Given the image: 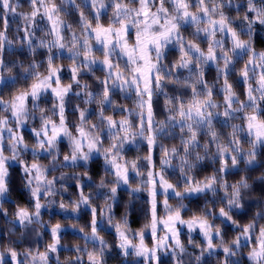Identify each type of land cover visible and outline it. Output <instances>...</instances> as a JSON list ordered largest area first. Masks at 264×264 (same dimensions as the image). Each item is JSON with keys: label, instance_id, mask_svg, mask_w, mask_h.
<instances>
[{"label": "snow or ice", "instance_id": "snow-or-ice-1", "mask_svg": "<svg viewBox=\"0 0 264 264\" xmlns=\"http://www.w3.org/2000/svg\"><path fill=\"white\" fill-rule=\"evenodd\" d=\"M66 2L75 4L76 0H66ZM84 2L90 6L93 15L90 19L84 11H80V36L76 35L72 25H67L68 30L72 32L69 46L64 42L65 37L62 33L65 21L61 18V9L55 0H30L32 12L28 25L34 23L42 9V15L51 25L49 34L54 36L48 44L50 54L47 57L46 74L36 71L38 66H32L33 70L28 74L31 80L28 87L18 90L7 100L0 95V113H3L0 117V154L10 150L9 141L16 140L18 145L19 141L24 139L21 132L19 137L17 136V128L27 125L35 112L40 111L42 113L40 124L31 128V132L41 151L50 153L57 144L67 139L73 163L81 161L80 166L83 167V162L92 160L94 154L103 158L107 166L104 175L114 179L109 182L112 185L109 195V191L105 190L107 184L104 182L96 184L92 177H88L92 183L87 187L93 189L98 200L112 199L120 185H129L133 173L136 177H143L141 185L149 197L148 207L145 210L147 222L131 238L129 233L132 230L128 224L127 213L120 221H116L110 203L106 202L104 207L93 206L92 192L86 194L83 183L77 184L78 199L67 204L63 200L60 201L58 208L62 212L70 211L74 218H78L83 207L89 210L91 217L86 227H79L75 223L71 225L75 232L82 235L85 244L83 247L74 246L76 255L67 259L68 264H83L85 256L87 264H106L105 254L111 246L100 233L109 227L115 230L117 246L125 257L142 258L145 264H160L159 250L168 248L171 241V255L175 258L176 264H181L185 248L180 239L181 231L178 226H185L189 233L199 232L203 236L204 244L197 246L201 247L202 252L205 250L211 252L217 247L216 241L222 234L216 224L210 222V217L213 220L218 218L221 223L230 222L239 229L245 241L252 240L253 247L249 250V261L251 264H264V224H260L256 219L258 216L259 220H264V202L260 205L261 211L256 213L249 223L243 225L233 220V213L230 215L223 207L217 212L209 211L205 206L201 214H194L185 219L181 214V210L186 207L184 204L181 203L175 208L169 204V200L173 197L182 200L190 193L217 191L216 173L206 176L203 180H197L187 174L194 166L188 157L191 155L192 146H199L198 136L201 129L211 137L210 142L215 144L216 156L221 165L217 172H224L229 165L232 167L237 165L238 158L232 153L236 152L243 143L249 146L246 163L251 164L256 163L257 145L264 147V51L257 52L251 46V38L257 25L264 26V0L259 2L244 0L246 7L239 31L232 26V19L223 11L225 0H84ZM227 3L230 4L231 0H227ZM166 4L171 7H166ZM0 5L6 10L5 15L15 11L11 0H0ZM80 7L76 4L77 10ZM109 9L110 15L105 25L101 22V18ZM185 24L195 29L191 33V39H186L181 31ZM30 35L31 32L26 27L25 36ZM242 36L249 37V40L245 41ZM28 41L32 43L30 39ZM5 42L10 44L5 32L0 31L2 52ZM204 42L207 43L206 50L201 47V43ZM169 45H174L178 50V59L171 67L162 63ZM53 47L66 49L70 55L72 63L69 68L72 82L69 84L62 82L60 75L62 69L55 64L54 55L51 54ZM241 53L248 57L238 72L239 79L244 85L246 95L244 100H241L233 83L230 82L231 73L239 63L236 57ZM116 56L123 59L124 63L121 64L120 60L114 61L113 57ZM97 64L102 66L104 72L103 79L98 78L100 89L97 92H87L85 103L97 105L96 119L100 120L107 129V146L102 139V133L93 132L92 128H95V125H92V128L86 126L90 122L88 111L77 108L80 122L75 126V135L69 130L65 116L66 97L72 91L73 84L81 87L78 77L82 69L94 74L93 66ZM209 64H214L216 67L217 82L223 81L220 86V92L223 94L222 105L213 98L214 85L210 86L204 79V69ZM180 69L187 70L188 75L183 79L179 76L173 78L174 70ZM11 70L5 60L0 58V83L13 79L4 75L5 71ZM169 78L172 84L190 89V97L185 99L187 93L183 92L170 96L165 91ZM12 87L15 85L5 83V89L10 90ZM117 89L122 93H134L137 112L133 113L125 106L114 103V90ZM2 91L4 90H0ZM45 93H50L54 97L52 108L47 111H50L53 117H58V121L44 115L46 109L41 108L37 103ZM161 94L165 96V110L168 115L165 120L157 121L154 116L153 101L155 96ZM76 95H80V92H76ZM29 104L33 106L32 111L29 110ZM107 106H111L113 111L116 109H120L121 112L127 111L129 115L137 117V122L134 124L128 116L116 119L113 115H106ZM221 107H223L222 112L219 110ZM214 109L216 111H213ZM4 113H10L11 119ZM217 116H222L226 125L233 119H240L243 123L229 125L232 128L231 138L222 141L213 125V120ZM13 122L15 127L9 126ZM177 126L181 133L180 143L183 145L184 156H180V149L175 145L167 148L160 144L161 168L157 171L153 151L158 138L167 133L169 128L174 129ZM5 132L8 134L7 140L4 136ZM242 134H246V140ZM138 140L146 141L148 154L133 160L125 159L126 146L137 143ZM177 157L182 165L180 171L185 185L183 196L177 191L178 184L170 182L163 167L171 166V161ZM41 159H47V156H35L30 165L22 164L27 178L24 186L29 189L37 216L41 214V209L47 206L42 205L41 201L54 194L53 185L57 182L55 178L48 179L53 169L42 168L39 163ZM140 159L147 162L146 172L142 170L145 165L138 163ZM64 160L67 163L69 156L66 155ZM10 167L11 165H7V168ZM7 168L5 162L0 159V197L5 194ZM259 180L264 182V175L259 177ZM221 187L227 189L228 186L225 183ZM161 196L164 197L162 201L159 199ZM237 198V191H233L231 196L225 192L221 202H226L230 210L237 206ZM161 203L165 212L163 217L158 215V207ZM16 219L20 224H24L32 217L27 208L19 207L16 211ZM48 227L51 241L46 245L45 250L43 252L38 249L35 252L27 250L32 264H49L50 254L57 253L59 248L64 247L61 244L64 226L56 222ZM160 232H163V235H159ZM149 233L154 241L151 247L145 242ZM189 242L195 243L192 239ZM241 244L240 235H236L232 247ZM222 253L226 257L235 254L228 247H224ZM10 256L13 264H23V261L18 260L16 251H11ZM199 260L200 258L197 257V264ZM57 264H61L59 256H57ZM225 264H231V261L226 259Z\"/></svg>", "mask_w": 264, "mask_h": 264}, {"label": "trees", "instance_id": "trees-1", "mask_svg": "<svg viewBox=\"0 0 264 264\" xmlns=\"http://www.w3.org/2000/svg\"><path fill=\"white\" fill-rule=\"evenodd\" d=\"M56 3H60V9H61V18L65 21L64 25V31H65V40H69L66 44L70 46L71 36L72 32L67 28V25H72L73 29L75 30V33H77V36L81 35L80 29H79V21H80V11H84L86 15L89 16L91 19L93 13L90 10V6L87 5L83 0H76L75 4L68 3V2H62V0H55ZM259 2V0H257ZM15 7L14 12H8L7 15H5V9H3L2 5H0V31L5 32L7 41H12L11 44H8L5 42L4 45V51L3 54L0 55V58H3L5 60V63L12 68V78L15 79L16 83L14 84L15 87H12L10 90L5 89V83L8 85H13L12 80L5 81L4 83H0V90H4L0 92V95H3L4 99L7 100L10 98L11 95H14L18 90L28 87V85L31 83V80L29 79V73L33 70L30 65L32 64V61L35 60L38 68L36 71L40 72L41 74H46L47 69V57L50 54L49 50L46 48H39L36 47L41 40L44 41H52V35L49 34L50 29L48 28V25L45 23V18L42 15H38L35 18V21L32 25H28L24 22L22 14H28L31 15L32 12V6L30 4V0H18L15 3H12ZM76 4H79L81 7L79 10L76 8ZM170 6V5H168ZM246 7V4L244 2L239 6V9L235 6H229L225 5L223 8V11L227 16H229L231 19L235 17V19H232V26L236 28L238 31L241 28L242 19L241 17L244 15V8ZM195 10V9H193ZM237 11H239V15H237ZM110 15V9L106 11L102 18L101 22L107 25L108 23V16ZM94 23V21H93ZM26 27L31 32L30 36H25V29ZM182 33H184L186 39H191V33L195 31L194 27H191L188 24L183 25L181 28ZM203 35V34H201ZM219 38V34H218ZM227 37H225L226 39ZM242 38H246V36H242ZM32 41V46L36 48L35 54L30 55L29 49H28V40ZM231 46L230 43L228 45ZM201 47L203 49H207V43H201ZM253 49L257 52L264 51V26L257 25L256 31L253 35ZM51 54L54 55V61L55 64L59 65L62 69L60 75L62 76V82L68 83L71 81V70L69 68V65L72 63L70 59V55L67 52L66 49H57L55 47L52 48ZM99 55V53H97ZM17 58H19L20 63L24 66L29 68L28 73L23 74V79H21V68L19 66L14 67ZM117 60H120V62H123V60L120 57H116ZM178 59V50L174 45H169L166 49V58L162 61L163 64L168 65L171 67L172 63ZM237 60H239V63L236 64L235 70L231 73V79L230 82L233 83L234 89L237 92L238 95H240L241 100L246 99V95L244 94V85L242 80L239 79V69H241L245 63V61L248 59L247 56H243V54H239L236 57ZM79 62V61H78ZM93 68L95 69V72H90L88 70L82 69L78 79L87 81L91 87L89 91L97 92L100 89L99 80L96 79V77H99L100 79H103L104 72L102 71L101 65H94ZM5 76H9L7 71L4 72ZM188 75V71L184 69H180L179 71L173 72V78L176 76H179L181 79L183 77ZM205 81L211 86L214 85V91H213V98L217 101L218 104H223V94L220 92V86L222 84V80L217 82L216 78V67L214 64H209L205 67V75H204ZM239 81V83H237ZM253 85L255 86L254 80ZM115 95L113 96V99H115L118 104L125 106L127 109H130L134 107L136 97L134 93L128 92V93H122L118 89L114 90ZM165 91L168 92V94L171 96L173 94L179 95L182 92L187 93L185 95V99H188L190 97V89H183L179 85L175 84H167ZM51 102V101H50ZM91 111L89 112L90 121L96 120V114H97V108L96 104H91ZM49 109V108H48ZM221 112L223 111V107L219 109ZM153 111L155 119L158 120H165L168 112L165 110V96L164 95H157L154 97L153 101ZM72 112L74 114V118H76V111H68ZM128 114L127 111L121 112L120 109H116L115 111L112 110L111 106H107L106 115H113L116 119H120L122 116H126ZM239 115V114H238ZM131 120L135 124L137 122V117L132 116ZM239 123L242 124V120L240 119H233L228 121V124H225L224 118L222 116H217L213 120V125L215 129L219 132L220 136L223 137L224 140L229 139L227 136L228 131L231 130V127L229 125ZM73 127V125H71ZM22 133L25 135V138L31 142L34 141L33 134L30 133L29 130L23 129ZM245 136V140L247 139L246 134H242ZM107 129L103 132L102 139L105 140V146H107ZM199 144L202 145L204 142L209 143L210 152L214 153L216 151L215 144L211 143V137L209 135L205 134V130L201 129L200 134L198 136ZM181 141V133L179 131V126L172 129L169 128L167 130V133L159 136L156 148L153 151V160L156 164V168L160 169V150L159 145L163 144L167 148H171L173 145L180 144ZM61 152H68L69 145L67 140H63L61 143H59ZM244 147H247V143H243ZM180 152L182 153V148H180ZM148 154L147 149V143L146 141L138 140L137 143L127 145L124 150V156L125 159H137V157H144ZM42 156V155H41ZM29 161H33V157L31 154H28ZM261 161H264V147L261 148L260 156L258 157ZM39 162L41 163H47V159H41ZM140 165H145L142 170H145L147 168L146 161L143 159H140L138 161ZM181 166V162L179 158H174L171 161V166H163L166 175L170 179V182L173 184H177V181L183 182L181 173L179 171V168ZM219 166V160L216 159V163L213 164L212 162L208 161L206 159L205 163L195 169L192 173V176L197 180H203L206 176H210L213 173L217 172ZM81 167V166H80ZM106 165L103 162V158L99 155L94 154L92 158V162L90 165V173L89 175L92 177V180L96 183L99 182L101 176L105 174ZM83 168V167H81ZM10 171L13 173L12 176V187H13V196L12 200L16 201V204H11L8 201H5V206L8 208L9 213L16 212L19 207H26L27 209L31 210L33 208V201L31 198H29V191L25 189L24 184L26 181L24 180L23 174L21 173V167L19 165L14 166ZM262 172H264V163H261L259 167L250 169L248 172V178L252 181L253 187L251 190V195L253 198L250 200L243 201L245 206V211L242 213L237 214L236 212H233V218L238 221L239 224H247L251 221L252 217L255 216L256 211L258 208H260V205L262 202H264V182H261L260 180H256L255 177L259 176ZM58 174V173H57ZM52 175V172L50 173V176ZM225 179L227 181L235 182L239 179L241 172L236 171L233 172L231 170L226 171L224 173ZM141 177H136L132 174V180L131 183L135 184L137 183ZM143 178V177H142ZM57 187L59 188V185L63 182L57 180ZM85 189H89V192H92L93 189L87 187L89 184L87 177L84 178ZM180 185L178 184V187ZM65 187L68 189L67 191H58L55 199L57 201V204L63 200L65 203H71L72 200L68 199V195L71 194L73 197H78V188L77 184L75 182H69L65 184ZM125 189L126 186L118 188V192L121 197V203H114L113 204V215L115 217L116 221H120L121 218L125 215L122 201L126 198L125 197ZM87 192V193H89ZM220 195L223 196V192H220ZM161 201L164 199L163 196L159 198ZM93 202L99 206L102 205V202H98L100 200L95 197L92 199ZM148 193L146 191H141L139 196V203L137 207L131 212L130 215H128V224L131 228L133 234L137 230H140L143 228L144 224L147 222L145 217V210L148 207ZM211 201L210 194L205 197L202 194H190L183 200V204L186 206L184 209L181 210V214L183 218L188 219L192 215L196 214L199 215L205 210V206H207L208 202ZM180 203L178 198L173 197L169 200V204L172 205L174 208ZM161 205V204H160ZM158 207V215L163 217L165 215L164 208ZM207 210L209 211H217L218 212V205L215 202H211V206H207ZM48 212H45L44 217H47ZM210 222L215 223L216 225H220L221 222L217 218L213 220L211 217L209 218ZM91 217L89 214V210L87 208H81V211L79 213L78 218H74L73 216H65L62 213L55 212L49 213L47 218V223L49 224H55L56 222L60 223H72L77 224L79 227H86L90 223ZM260 224H264V220L259 221ZM9 227H14L15 232L18 234L21 231V226H17L13 224V221L10 219H6L3 212H0V246L6 245L10 242H14L15 246L18 248L25 247V241L21 244L17 242L16 236L12 235L8 232ZM223 230L224 238L230 239L234 236H236L239 233V229L235 228L230 222H227L225 224L221 225ZM235 229V231H234ZM86 230H89L86 228ZM43 235H45L44 240L48 241L51 239V236L48 231L43 230ZM104 239L107 240L108 244L111 246L109 252L116 256V259L111 264H142L138 262L137 260L132 259L129 256V261L122 260V255L118 253V246H117V236L115 232H113V229H105L101 232ZM134 236V235H133ZM131 236V237H133ZM182 241L185 242L188 235L187 233H181ZM193 240L195 242H200L201 244H204L203 240L199 237L198 234L194 235ZM61 241L67 242L70 246L72 243H80V245L85 244L84 239L82 238V235L75 232H70L68 230H64L62 234ZM148 245H151L154 241L152 240L151 236L148 235L146 237L145 241ZM217 242V241H216ZM242 251L246 252L251 250L253 247V242L251 243H245ZM67 248H60L59 250V256H62L65 254L64 259H68L69 257L74 258L75 249L74 246ZM190 253H193L192 251L187 250ZM217 256L222 258V252H217ZM242 264H249V261L247 259L246 255H243L241 257ZM161 264H172V259L165 258L163 259V263ZM204 264H214V261H211L209 258L208 253H205L204 256Z\"/></svg>", "mask_w": 264, "mask_h": 264}, {"label": "clouds", "instance_id": "clouds-1", "mask_svg": "<svg viewBox=\"0 0 264 264\" xmlns=\"http://www.w3.org/2000/svg\"><path fill=\"white\" fill-rule=\"evenodd\" d=\"M62 2H66V0H62ZM243 2H244V0H231V3L228 4L227 0H225L226 5L235 6L237 8V10L239 9V6ZM237 15H239V11H237ZM22 17H23V20L26 24L30 23V15L22 14ZM232 19H235V17H233ZM241 19H243V16L241 17ZM241 27H242V25H241ZM242 39H244L245 41H248L249 37L246 36V38H242ZM42 41H43V45H42ZM9 42H10V44L12 43V41H9ZM49 43H50V41L46 42L44 40H41L40 43L36 47L48 49ZM27 44H28V49H29L30 55H34L36 48H34L32 46V43H30L29 41H27ZM251 46L253 47V37L251 38ZM2 54H3V52L0 51V55H2ZM13 66L14 67L19 66L21 68V79H23V74L28 73V71H29V68L24 67L20 63L19 58H17V60ZM32 66H38L35 60L32 61V64L30 65V67L32 68ZM84 70H87V69H84ZM204 72H205V69H204ZM7 73L9 76L12 77V70L10 72H7ZM98 78L99 77H96L97 80H98ZM12 83L13 84L16 83L15 79L12 80ZM167 83L172 84L171 78L168 79ZM80 85H81L80 93H82V95H83V101L82 102H83L84 107L80 108L79 105H77V108H79L80 110L89 111V105L90 104L85 103V100L87 99L86 93L91 92V91H89L91 85L87 81H83V80H80ZM85 85L87 87H85ZM114 103L116 105H120V104H118V102L115 99H114ZM129 110L133 113L137 112L138 109L136 107V104L134 105V107L130 108ZM213 111H216V110L214 109ZM43 114L46 115L47 117L53 118V115L50 111H48V114H46V112ZM37 115L39 116V119H40L42 113L40 111H37V112H35L34 117ZM2 116H3V113H0V117H2ZM126 116H128V118L131 120V117H132L131 115L127 114ZM31 120H29L28 123H31ZM158 121H163V120H158ZM73 122L76 125H78L80 122L79 117L77 119H75ZM234 124L239 125V123H234ZM92 125H95L96 127L92 128ZM9 126H11V124ZM86 126L88 128H92V130L95 134H101L106 129L105 126L102 124V122L98 119H96L95 122L90 121ZM157 126L159 127V124ZM136 130L138 131V129H136ZM215 132L218 136H220L219 132L216 129H215ZM231 133H232V128L227 133V136L229 139L231 138ZM19 135H20V131H19V128H17V136L19 137ZM221 138L223 141L224 140L223 137H221ZM175 146L177 147V149H180L183 147V145H181V143L178 145H175ZM9 148H10V150L8 152H4V153L0 154V159H2L5 162L6 168H7V165H11L10 168H7L5 194L2 197H0V212L4 213L6 219H10L12 221L16 220V212L14 211L12 213H9L8 208L5 206V201H8L11 204H16V201L12 200V196H13L12 176H13V173L10 171V169H12L16 165H20L21 166V173L23 174L24 180L26 181L27 178L25 176V169L22 167V164H29L30 165L33 162V161H29V159H28L29 152H31L32 157L41 156V155L47 156V163H41V162H39V163H40L42 168L53 169L52 175L49 176L48 179L51 180L52 178H55L56 181L59 180V181L63 182L59 185V188L57 187V183H55L53 185V188L55 190L54 194H50L45 201H41L42 205H47V207H49V208L57 205V201H56L55 197H56L58 191H64V189H66V187H65L66 183H69V182H75L76 184L84 183L85 177H87V179H88V177H91L89 175V173H90V165H91L92 160L83 162L84 166H83V168H81L80 167L81 161H77V162L73 163V161L71 159L70 147H69L70 150L68 152H61L60 146H59V144H57L55 149L49 153L46 151H41L40 146L36 140L33 143V142L27 141L24 138L22 141H19L18 145H17L16 140L9 141ZM248 148H249V146L244 147L242 145L236 152L232 153V154L236 155L238 158L237 159V165L235 167H232L231 165H229L228 168L224 172H215L217 174V177H218L217 181H216V185H215L217 191H215V192L207 191V192L190 193V194H202L205 197H207L210 194L211 201L208 202L207 206L210 207L211 202H215L218 205V209L223 207L226 209V211L229 212L230 215L233 212H236L237 214L244 212L246 209H245L243 201L250 200L253 198L251 195H249L251 193L253 183L248 178V172L250 169L259 167L261 165V160L258 159V157L260 156V152H261L262 147L257 145L258 156L256 158V163H254V164L246 163V161L248 159V157H247ZM209 152H210V148H209V143L207 141L204 142L202 145L199 144V146H196V145L192 146L191 155L188 158L194 166L192 167L190 172H187L188 175H192L193 171L195 169H197L198 167L202 166L205 163L206 159L208 161L212 162L213 164L216 163V159L219 160V158L216 156V151L214 153H211V154H209ZM66 155L69 156V161L67 163H65V160H64V157ZM180 156L183 157L184 153L180 152ZM180 162H181V160H180ZM181 166L179 168V171L181 169ZM220 167H221V165L219 163L218 169ZM185 170L187 171V169H185ZM229 170H231L233 172H236V171L241 172L239 179L236 180L235 182H231V183L229 181H227L225 179L224 173L226 171H229ZM180 173H181V171H180ZM262 175H264V172H262L259 176L255 177V179L259 180V177H261ZM113 179H114L113 177L103 175V176H101L99 182L96 184H99L101 182H104L105 184H107V188L105 190L109 191V195H111L110 188L112 185L109 182L112 181ZM88 182L92 183V181L90 179H88ZM225 183L228 186L227 189L221 187V185L225 184ZM177 184L180 185L177 188V191H179L183 196L185 194V185L181 181H177ZM123 186H126V189H125V197L126 198L122 201V206H123L124 212L127 213V215H130L131 212L137 207V205L139 203V196H140L141 191H145V190H144L143 186L141 185V180H139L135 184L130 182L129 185H120V187H123ZM94 187H95V185H94ZM25 189H27L29 191V189L27 187H25ZM221 191L223 192V196L225 195V192H227L228 196H231L233 191H237L238 192L237 206L229 210L227 207V203L221 202V197H223L220 195ZM190 194H187V196ZM95 197H96V193L94 191H92V199H94ZM29 198H31L30 192H29ZM183 200L184 199L179 200L180 201L179 204H181V203L183 204ZM98 202H102V207H104L106 202L110 203L113 207L114 203H121V197H120L119 192L117 191L114 194V197L112 199H110L108 201L100 200ZM59 203H58V205H59ZM17 207H20V206L17 205ZM28 211H29V214L32 217V219L26 221L24 224H20L21 231L18 234L15 232L14 227L8 228V232L11 233L12 235H15L17 242H19L21 244L25 240L35 241L36 239L42 238V230L44 228V223L41 220V214L39 216H37L34 208H32L31 210L28 209ZM260 211H261V208H258L256 213H258ZM256 213H255V216H256ZM256 219L258 222L260 221L258 216L256 217ZM233 220H235V219L233 218ZM225 223H227V222L221 223L220 225H216V227L220 230L222 235L217 240V242H216L217 247L215 249H213L211 252H207V250L202 252L201 247L197 246L196 242L195 243L189 242L194 247L200 248V252L198 255L190 253L187 251V248L184 246L185 250H184L182 257H181V264H197V257L200 258L199 264H204L205 253H208L210 260L214 261V264H225L226 259L230 260L231 264H242L241 257L243 255H246L247 259L249 261V251L243 252L242 249L244 246L242 244L236 246L235 248L232 247L234 244V241H235V236L230 238V239H227V240L224 238L221 225L225 224ZM234 231H235V229H234ZM237 235H240L241 240L244 239L242 234L238 233ZM224 247L230 248L235 254L231 255V256H227V257L223 256V258H220L219 256H217L216 250H223ZM29 249L30 248H28V247L18 248L15 246L14 242H10L6 245L0 246V264H13L11 256H10L11 251L17 252L18 260L23 261V264H32L31 257L27 254V250H29ZM30 250L32 252L36 251L33 249H30ZM173 259H174L175 264H176L175 258H173ZM56 260H57V257H56ZM64 264H68V260H66L64 262ZM249 264H251L250 261H249Z\"/></svg>", "mask_w": 264, "mask_h": 264}, {"label": "rangeland", "instance_id": "rangeland-1", "mask_svg": "<svg viewBox=\"0 0 264 264\" xmlns=\"http://www.w3.org/2000/svg\"><path fill=\"white\" fill-rule=\"evenodd\" d=\"M16 1H18V0H11V3H15ZM83 2H84V0H83ZM57 4V6L58 7H60L61 5H60V3H56ZM166 7H171V6H168L167 4L165 5ZM154 10V9H153ZM43 12V10L41 9V13ZM45 18V17H44ZM45 23L48 25V28L50 29V27H51V25L49 24V22L47 21V19L45 18ZM70 33H71V31H70ZM63 36L65 35V31L63 30ZM76 35H78L77 33H76ZM52 39H54V36L52 35ZM69 40H65L64 42L65 43H67ZM116 57H119V56H116ZM116 57H113V60L115 61V60H117L116 59ZM123 60V59H122ZM124 63V60H123V62H121V64H123ZM98 65V64H97ZM70 82H68V83H64V84H69ZM80 92V87H78L77 85H75V84H73V86H72V91L69 93V95H68V97H66V104H65V116H66V122H67V124H68V127H69V130L70 131H72L73 132V134L75 135L76 134V132H75V126H76V124L73 122L75 119H77L78 117H79V112L76 110L77 109V105H79V107L80 108H83L84 107V105H83V95H82V93H80V95L78 96V95H76V92ZM91 92H93V91H91ZM51 101V102H50ZM53 102H54V97H52L51 96V94L50 93H45V94H43L42 96H41V98H40V100L37 102L38 104H39V106L40 107H42V108H44V109H46V114H48V108L49 109H51L52 108V105H53ZM28 107H29V110L30 111H32L33 110V106H32V104H29L28 105ZM91 109H92V107H91V104L89 105V111H88V113L91 111ZM97 108H95V110H96ZM73 110H75L77 113H76V118H74V114L72 113V112H68V111H73ZM37 112V111H36ZM4 115L5 116H8L10 119H11V117H10V113H4ZM53 119H55V120H57L58 121V117H53ZM93 122H95V121H93ZM39 124H40V119H39V116L37 115V116H35L34 118H32V120H31V123H28L27 125H25V126H23L22 128H20L19 129V131L22 133V130L23 129H27V130H29L30 131V133H32L31 132V128H33V127H38L39 126ZM71 125H73V127H71ZM11 126L12 127H15V124H14V122L11 124ZM23 134V133H22ZM4 136H5V139L7 140V136H8V134H7V132H5L4 133ZM23 136H24V138H25V135L23 134ZM102 136H103V133H102ZM26 139V138H25ZM27 140V139H26ZM64 140H67V139H64ZM27 141H29V140H27ZM29 142H31V141H29ZM35 142V139H34V141H33V143ZM29 154H31V152H29ZM128 160H133V159H128ZM20 166V165H19ZM21 167V166H20ZM148 169L146 168L145 170H143V171H147ZM156 170L157 171H159L160 169H158V168H156ZM133 175H135L134 173H133ZM140 179H143L142 177L140 178ZM85 192H86V194H87V192H89V189H85ZM47 199V198H46ZM46 199H44V200H42V201H45ZM68 199H71L72 201L73 200H76V199H78V197L77 198H75V197H73L71 194H69L68 195ZM93 206H97V207H102V205L101 206H99V205H97V204H95V203H93ZM160 207H163V205H162V203H161V205H160ZM83 208V207H82ZM54 211L55 212H60V213H62L63 215H65V216H68V217H70V216H72V214L70 213V211L69 212H62L61 210H59V208H58V204L56 205V206H53V207H51V208H49V207H44V208H42L41 209V220H42V222L44 223V228H43V230H46V231H48L49 232V223H47L46 221H47V218H48V215H49V213H54ZM81 211V210H80ZM45 212H48V214H47V217H44V214H45ZM13 224L14 225H17V226H20V223L18 222V220L16 219L15 221H13ZM63 226H64V230H68V231H72V232H75L73 229H72V227H71V225H72V223H61ZM179 227V229H180V231H181V233H187V235H188V237H187V239H186V241L185 242H183L182 241V236L180 235V239H181V241H182V243L184 244V246L187 248V250H189V251H192V252H194V254H196V255H198L199 254V252H200V248H198V247H194L192 244H190L189 243V240L190 239H192L193 240V236L194 235H196V234H198L199 235V237L201 238V240H203V242H204V239H203V236L199 233V232H193V233H189L188 232V229L185 227V226H178ZM101 228L103 229L104 228V224L102 223L101 224ZM107 229H111L110 227L109 228H107ZM42 230V231H43ZM113 232H115V230L113 229ZM75 233H78V232H75ZM49 234H50V232H49ZM80 234V233H79ZM101 234V233H100ZM116 234V233H115ZM159 235H163V232H160V233H158ZM102 235V234H101ZM129 235H130V238H131V236H133L134 234L133 233H129ZM149 235H150V233H149ZM103 236V235H102ZM151 236V235H150ZM44 237H45V235H43V233H42V238H39V239H36L35 241H31V240H26L25 241V247H28V248H30V249H33V250H39V251H41V252H43L44 250H45V247H46V245L51 241V239L50 240H48V241H45L44 240ZM106 240V239H105ZM107 241V240H106ZM252 242V240H248V241H245L244 239H242L241 240V243L242 244H245V243H251ZM154 243V242H153ZM153 243L151 244V245H148L149 247H151L152 245H153ZM197 244H200L201 246H203V244H201L200 242H196ZM61 244L62 245H64V247H61V248H67V247H69L70 245L67 243V242H64V241H61ZM117 244H118V239H117ZM75 245H80V243H72L71 244V246H75ZM84 245V244H83ZM83 245H80L81 247H83ZM169 247L168 248H166V249H160L159 250V256H160V264L161 263H163V259H167V258H169V259H172V264H175V261H174V259H173V257H172V255H171V253H172V248H171V241L169 242ZM70 246V247H71ZM89 248L91 249V242L89 241ZM59 250H60V248L58 249V252L57 253H53V254H50V259H49V264H57V260H56V257L57 256H59ZM222 252V250H216V253L217 252ZM118 253L119 254H121L122 255V260H124V261H129V259H134V260H137L138 262H140V263H142V264H145V262L142 260V258H138V257H131V258H129L128 259V257H125L123 254H122V250L118 247ZM76 255V253H74V256ZM64 256H65V254H63L62 256H59V258H60V262H61V264H64V262L67 260V259H64ZM223 254H222V258H223ZM115 259H116V256L115 255H113V254H111L109 251H107L106 252V254H105V260H106V264H111L112 262H114L115 261ZM83 264H87V258H86V256L84 257V260H83Z\"/></svg>", "mask_w": 264, "mask_h": 264}]
</instances>
